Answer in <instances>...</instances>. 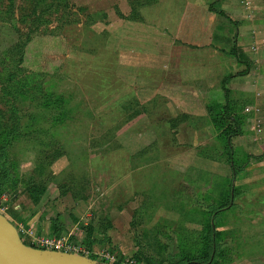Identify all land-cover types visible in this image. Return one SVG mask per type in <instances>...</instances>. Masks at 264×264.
<instances>
[{"label": "rangeland", "instance_id": "rangeland-1", "mask_svg": "<svg viewBox=\"0 0 264 264\" xmlns=\"http://www.w3.org/2000/svg\"><path fill=\"white\" fill-rule=\"evenodd\" d=\"M129 3L0 0V109L6 117L16 112L22 125L10 143L0 136V211L33 210L18 231L30 246V230L83 240L91 213L105 214L96 225L112 235L118 228L111 225L123 218L117 210L125 208L141 264H228L232 247L233 260H245L247 245L264 248V121H250L244 135L257 138L231 151L236 174L213 120L217 106L173 127L154 114L140 118L145 113L120 125L138 104L115 77V56L103 44ZM19 35L30 39L22 50L14 47ZM58 112L67 120L53 127ZM52 138L66 152L53 159L59 145ZM124 173L132 183L121 180ZM115 238L108 251L116 260L130 257L119 255ZM257 251L252 264H264Z\"/></svg>", "mask_w": 264, "mask_h": 264}, {"label": "crops", "instance_id": "crops-1", "mask_svg": "<svg viewBox=\"0 0 264 264\" xmlns=\"http://www.w3.org/2000/svg\"><path fill=\"white\" fill-rule=\"evenodd\" d=\"M130 9L129 3L127 13H122L128 15ZM138 14V18L124 17L108 31L103 49L115 56L118 81L132 90L140 105L149 106L140 118L154 114L163 122L180 115L202 119L210 114L209 106L225 103L227 93L231 113L243 115L242 132L230 138L232 149L252 144L257 137L246 133L245 138V126L250 121L262 126L264 121V0H148ZM239 135L241 142L235 144L232 138ZM121 180L130 184L132 175L124 173ZM117 211L122 221L110 228L118 231L111 235L109 228L96 225L99 215L105 214L91 213L87 219L92 231L81 241L93 251L109 252L107 245L114 236L119 255L133 257L138 247L128 223L132 210ZM1 214L19 228L33 210ZM53 218L63 222L57 215ZM255 246L247 245L245 260L235 261L232 247L228 264H252L256 254L250 255L256 248L264 256L263 246Z\"/></svg>", "mask_w": 264, "mask_h": 264}, {"label": "trees", "instance_id": "trees-1", "mask_svg": "<svg viewBox=\"0 0 264 264\" xmlns=\"http://www.w3.org/2000/svg\"><path fill=\"white\" fill-rule=\"evenodd\" d=\"M147 2H148V0L146 2H144L142 0H131V3H130L131 9H130V13L128 14V17L138 18V15H139L138 9H139L140 5L147 3ZM22 35H19L16 38V41L14 42V47H17L20 50H22V48H25V46H27L28 43L30 42L29 41L30 39L29 40L27 38L22 39ZM22 60H23V57H22V53H21L20 54V61H22ZM225 93H226V90H225ZM226 94H225V103L219 104V105L214 104V105L209 106V112L212 113L215 106L218 107V109H216V111H215V115H216L215 118L213 116V120L218 123V126L220 128L222 127L220 129L219 136H222L224 138L223 139L224 146H225L224 148H226V151L228 153L229 160L226 161V163H228L232 167V169L234 170V173L236 174V171L238 168H236V166L234 165L235 163L233 162V159L231 160V151L233 149H232L230 138L232 136L238 135L242 132V130H243V115H240L237 112L235 115L233 113H231L232 107H231V105H229L227 103V95ZM137 104H138L137 109L133 112H129L128 116H126L125 119L122 120L120 125H122L123 123H125V124L129 123L133 119V118L131 119L130 116H132V117L136 116L137 117V116L141 115L142 113H145V114L148 113V108L145 105H140L136 101V106H137ZM140 106H144L145 110L144 111L140 110ZM65 113L66 112H62V113L58 112V114L55 116L54 121H52L53 127L57 126V125L60 126V124H64L66 122L67 118L65 116ZM64 116H65V118H64ZM182 120H198V118L196 119V118H190L187 115H180L176 119L168 120L167 122L169 123L170 127H173L174 125H177L178 121H182ZM118 127H119V125L117 124L114 128L118 129ZM21 130H22V125H21L20 116L17 115L16 112H13L12 115L6 117L4 111L0 109V136L3 135V139H5V143L8 144L11 141H13L14 140L13 136L12 137H10V136L15 135L16 133L20 134ZM107 133H109V132H107ZM107 133H105V134H107ZM110 137H112V136H110ZM54 143H58L59 148L54 149L52 159L66 153V152H64V153L62 152L63 145L61 143H59L56 139L52 138V144H54ZM222 183H223L222 181L221 182L219 181L217 184H215V189L218 191L219 196L221 195V199H222V196L224 194V189H223ZM225 198L226 199L228 198V200H229L230 195L225 196ZM215 212L216 211L214 210L213 213H215ZM214 218L215 217H213V219ZM53 220L55 222V219H53ZM214 231H215L214 227L211 226L209 232H211V234H214L215 233ZM82 243L85 244L83 241H82ZM85 245L87 247L89 246L87 244H85ZM213 249L215 251V243L213 244ZM90 258L93 259L94 256L90 255ZM101 263L103 264V262H101ZM196 263L197 262H192V263L188 262L186 264H196Z\"/></svg>", "mask_w": 264, "mask_h": 264}, {"label": "water", "instance_id": "water-1", "mask_svg": "<svg viewBox=\"0 0 264 264\" xmlns=\"http://www.w3.org/2000/svg\"><path fill=\"white\" fill-rule=\"evenodd\" d=\"M0 264H102L88 256L25 244L17 228L0 213Z\"/></svg>", "mask_w": 264, "mask_h": 264}, {"label": "built area", "instance_id": "built-area-1", "mask_svg": "<svg viewBox=\"0 0 264 264\" xmlns=\"http://www.w3.org/2000/svg\"><path fill=\"white\" fill-rule=\"evenodd\" d=\"M17 230L20 231V227L17 228ZM27 234L32 237V246L36 248L69 252L88 257L93 255V259L98 262H103V264H141L132 256L116 260L115 256L107 251H93L83 244L80 238L70 239L69 234L60 235L58 237L44 236L34 234L32 230H30Z\"/></svg>", "mask_w": 264, "mask_h": 264}]
</instances>
